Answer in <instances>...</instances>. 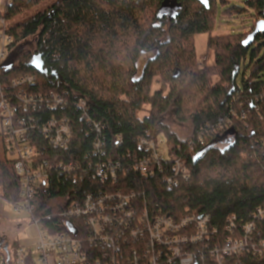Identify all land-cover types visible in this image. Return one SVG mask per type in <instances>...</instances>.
I'll use <instances>...</instances> for the list:
<instances>
[{"label": "trees", "instance_id": "1", "mask_svg": "<svg viewBox=\"0 0 264 264\" xmlns=\"http://www.w3.org/2000/svg\"><path fill=\"white\" fill-rule=\"evenodd\" d=\"M218 2L224 9L222 20L247 10L264 19V0H244L246 9H226L228 0H8L0 14L10 22V53L22 47L13 68L1 70L3 83L10 86L13 79L30 75L33 84L8 89L31 95L56 93L66 103L55 109L43 105L18 110V116L40 126L52 117L66 119L73 127L69 146L58 150L38 129L29 131L38 158L54 162L73 156L85 168L107 159L118 161L125 170H120L114 187L140 192L150 212L174 219L208 215L210 228L217 229L207 240L209 246L227 237L229 217L235 216L241 227L264 207V32L247 43L256 23L247 33L213 35ZM198 34H208L214 68L198 67ZM150 52L153 56L139 73L141 55ZM246 61L249 73L238 85ZM213 75L219 81L212 85ZM156 76L162 84L152 91ZM80 99L86 102L85 110L76 107ZM170 114L179 123H191L187 139L166 124ZM161 134L189 170L188 178L180 177L171 189L162 173L146 177L131 168L144 152L139 139ZM229 137L226 148L214 145ZM98 141L101 150L96 149ZM110 184L99 178L74 182L61 174L52 176L50 189L38 192L34 219L51 231L61 228L64 221L56 213L65 209L68 199ZM18 196L19 177L0 135V198L16 203ZM255 239L264 240V219L256 221ZM18 245L17 237L9 241L5 232L0 234V256L13 255ZM236 259L264 264V257L251 255L227 258L225 263Z\"/></svg>", "mask_w": 264, "mask_h": 264}, {"label": "built area", "instance_id": "2", "mask_svg": "<svg viewBox=\"0 0 264 264\" xmlns=\"http://www.w3.org/2000/svg\"><path fill=\"white\" fill-rule=\"evenodd\" d=\"M7 3L8 0H0V14ZM9 25L10 22L0 16V135L7 159L14 162L19 177V200L16 203L0 200L13 214L5 221L13 223L14 238L24 232L27 225L32 226L35 234L31 243L19 241L9 262L6 255L0 256V264H226L227 258L238 255L264 257V240L255 239L256 221L264 219V207L253 213V221L241 227L236 224L235 216L229 217L227 237L209 246L207 240L217 234V229L210 228L208 215L174 219L161 211L150 212L140 192L124 193L114 187L120 170H125L118 161L107 159L85 168L73 156L54 162L38 158L29 131L38 129L49 146L58 150L69 146L73 127L66 119L52 117L40 126L31 118L27 121L18 116V110L31 111L43 105L55 109L66 103L63 96L56 93L31 95L8 89L33 84L35 78L30 75L13 79L10 86L3 83L1 70L13 43ZM76 107L85 110L86 102L80 99ZM262 143L264 146V141ZM95 145L101 150L99 141ZM138 147L144 152L135 157L132 170L146 177L162 173L168 189L175 186L180 177L188 178L186 160L172 152L173 146L167 141L159 137L140 138ZM57 174L74 182L99 178L111 184L106 189L97 188L68 199L65 209L56 213V217L64 221L63 227L51 231L40 224L41 219H34L35 203L38 192L48 191L52 176ZM68 222L75 231L68 227ZM190 246L194 249L188 248ZM231 264L244 263L236 259Z\"/></svg>", "mask_w": 264, "mask_h": 264}, {"label": "rangeland", "instance_id": "3", "mask_svg": "<svg viewBox=\"0 0 264 264\" xmlns=\"http://www.w3.org/2000/svg\"><path fill=\"white\" fill-rule=\"evenodd\" d=\"M229 4L227 7L228 8L231 6H238L242 9H246L244 5V0H228ZM48 3H45L41 5L39 8L36 10H33L30 14L32 15L35 13L37 10L43 9L46 7ZM223 6L220 2L216 5V12H217V17H216V25H215V30H213L212 34L216 35H227L229 33H247L250 31L252 26L255 25L260 20V16H258L256 13H254L252 10H247L246 12L240 14V15H234L231 19H221V15L223 12ZM222 20V21H221ZM170 22H166V25H164V31L167 33L168 25ZM207 40H208V34H198L194 37V42H195V50L197 54V59H198V67L200 69H207V68H214L215 65V60H214V55L211 50H208L207 48ZM153 56V53H147V54H142L139 62H138V71L141 73L142 68L144 67L146 61ZM247 62L245 63V66L242 65L241 71L237 77V84L240 85L242 82V78L245 75H248L249 70L245 68L247 67ZM211 84H215L216 82L219 81V77L217 75H213L211 77ZM161 79L156 76L153 79L152 82V91L157 90L161 87ZM148 107L146 106L144 108L145 111H142L140 113V116L143 117L145 115V112H147ZM166 124L170 127L172 131H174L181 139H187L191 133H192V125L190 122L187 123H179L176 121L173 115H168L167 118L165 119ZM160 139L166 141L167 138L164 134H161L159 136ZM232 139L231 137L229 138H222L219 139L215 142V146L221 149L226 148L229 143H231ZM11 214V213H10ZM9 212L7 209L5 210V213H1L0 216L3 217V221H0V234L5 232L7 234V238L9 241L13 240L14 232H13V223L5 221L7 218L5 216H10ZM42 226L43 223H41ZM31 225H27L26 230L17 236V241L25 240L29 238V235L32 234L30 231Z\"/></svg>", "mask_w": 264, "mask_h": 264}, {"label": "water", "instance_id": "4", "mask_svg": "<svg viewBox=\"0 0 264 264\" xmlns=\"http://www.w3.org/2000/svg\"><path fill=\"white\" fill-rule=\"evenodd\" d=\"M264 32V19H260L257 23H256V26L253 30V32L248 36V39L247 41H252V39L254 38L255 35L259 34V33H262ZM249 37H251L252 39L249 40ZM22 51V47H19V48H16L13 52H11L7 58V60L5 61L3 67L6 69V70H9L11 68H13V65L16 61V58L18 56V54ZM39 69V68H38ZM40 71V69H39ZM68 227L71 228V230L75 231L72 223L68 222L67 223ZM8 246L5 247V249L7 250ZM7 256V262H9L10 260V255L9 253L6 254Z\"/></svg>", "mask_w": 264, "mask_h": 264}, {"label": "crops", "instance_id": "5", "mask_svg": "<svg viewBox=\"0 0 264 264\" xmlns=\"http://www.w3.org/2000/svg\"><path fill=\"white\" fill-rule=\"evenodd\" d=\"M6 209H7V211L10 214L11 212H10L9 207L3 201L0 200V214L1 213H5V210ZM12 217H13V214L12 213L10 214V216H8V215L5 216V218H8V219H11ZM30 231L32 232V234H30L31 235V239L30 238H27L25 240H22V242H24V243H31L33 241L32 236L35 234V231H34L33 228H31Z\"/></svg>", "mask_w": 264, "mask_h": 264}, {"label": "snow or ice", "instance_id": "6", "mask_svg": "<svg viewBox=\"0 0 264 264\" xmlns=\"http://www.w3.org/2000/svg\"><path fill=\"white\" fill-rule=\"evenodd\" d=\"M252 38L251 37H249V40H251ZM248 41H245V43H247Z\"/></svg>", "mask_w": 264, "mask_h": 264}]
</instances>
